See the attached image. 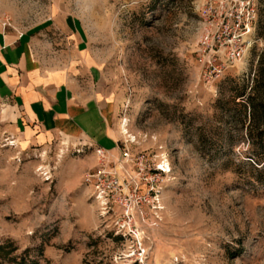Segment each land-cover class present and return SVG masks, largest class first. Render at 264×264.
<instances>
[{"label":"rangeland","instance_id":"1","mask_svg":"<svg viewBox=\"0 0 264 264\" xmlns=\"http://www.w3.org/2000/svg\"><path fill=\"white\" fill-rule=\"evenodd\" d=\"M256 1L259 43L208 84L195 54L204 0H0V23L42 40L58 39L56 16H75L94 72L87 83L116 103L121 142L133 141V154L165 155L172 169L163 220L140 217L138 238L124 239L115 214L103 218L96 205L93 220L85 210L94 147L60 137L9 145L0 130V264H264V0Z\"/></svg>","mask_w":264,"mask_h":264},{"label":"crops","instance_id":"2","mask_svg":"<svg viewBox=\"0 0 264 264\" xmlns=\"http://www.w3.org/2000/svg\"><path fill=\"white\" fill-rule=\"evenodd\" d=\"M52 26L58 39L42 40L0 23L2 134L25 147L49 145L60 137L117 154L122 144L118 107L98 84L87 83L94 72L75 16H56ZM96 167L95 161L85 176ZM80 193L87 216L95 220L92 188L82 185Z\"/></svg>","mask_w":264,"mask_h":264},{"label":"built area","instance_id":"3","mask_svg":"<svg viewBox=\"0 0 264 264\" xmlns=\"http://www.w3.org/2000/svg\"><path fill=\"white\" fill-rule=\"evenodd\" d=\"M199 12L195 54L203 81L212 84L244 62L259 43V9L256 0H204ZM133 143L125 140L117 154L88 143L79 145L94 147L98 162L97 169L85 176L84 186L92 188L91 198L101 217L115 214V235L124 239L138 238L140 217L163 220L165 189L172 180L165 155L133 154ZM37 171L45 181H52L50 169L40 167Z\"/></svg>","mask_w":264,"mask_h":264}]
</instances>
